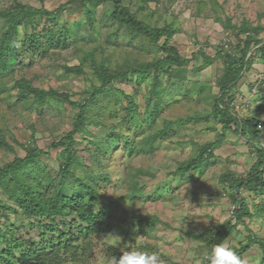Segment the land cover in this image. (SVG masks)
Segmentation results:
<instances>
[{
    "label": "rangeland",
    "instance_id": "obj_1",
    "mask_svg": "<svg viewBox=\"0 0 264 264\" xmlns=\"http://www.w3.org/2000/svg\"><path fill=\"white\" fill-rule=\"evenodd\" d=\"M121 3L150 28L170 26L175 34L169 44L187 62L172 67L170 73L161 72L158 89L162 100L158 111L154 110V99L149 93L151 75L146 79L132 76L116 80L109 85L107 94L87 104L85 124L74 137L83 168L74 173L89 178L102 198L115 202L117 213L110 228L100 239L93 240L87 258L85 254L82 260L66 257L61 264H108L110 257L132 250L155 253L159 264H207L206 243L183 234L215 233L232 217L228 184L222 186L220 179L229 172L246 176L260 158L255 145L264 149V53L256 51L251 43L249 67L241 72L232 93L235 104L249 102L236 115L259 120L261 135L257 142H247L233 125L222 130L213 117L212 104L220 93L224 69L216 54L222 50L241 56L240 49L247 40L238 33L243 26L261 29L258 37L264 43V0ZM16 4L59 12L55 19L35 17L28 29L19 28L20 38L10 44L5 63L8 68L0 72V138L10 149L0 147V167L23 158L26 148L36 146L48 152L40 163L54 174L59 168L61 149L49 146L73 129L79 105L85 104L99 86L96 71H115L161 58L164 54L159 47L164 38L153 44L145 37L129 34L109 18L113 5L107 1L83 4L75 0H0V12L9 11ZM87 8L90 17L85 12ZM48 27L54 36H59L57 46L44 40L43 47L33 54L22 52L27 48L24 38ZM5 30V20H0V37ZM205 58L210 61L207 63ZM68 67H77L81 72L68 73ZM23 80L59 95L48 98L42 106L35 104L32 95L21 99L17 83ZM126 98L137 105L135 114L127 111ZM164 130L167 136L154 140ZM206 144L211 145L212 158L200 169L184 177L176 176L177 167L196 157ZM99 176L106 179L99 180ZM55 179L65 196L81 192L72 179ZM240 195L251 217L244 218L224 243L245 264H262L257 245L248 250L242 247L248 230L264 240V215L256 210V206L264 204V190H243ZM8 204L0 192V211L7 216L0 222V251L10 243L6 233L14 221L11 210L2 211ZM139 216L155 217L161 224L153 223L143 229L135 220ZM29 245L30 240L23 239L22 248Z\"/></svg>",
    "mask_w": 264,
    "mask_h": 264
},
{
    "label": "trees",
    "instance_id": "obj_2",
    "mask_svg": "<svg viewBox=\"0 0 264 264\" xmlns=\"http://www.w3.org/2000/svg\"><path fill=\"white\" fill-rule=\"evenodd\" d=\"M75 1H80L83 4L111 2L113 11L109 18L129 34L145 37L153 44L159 43L164 38L159 47L164 55L152 62L134 64L124 69L96 71L99 86L95 87L85 104L79 105L73 129L60 141L53 142L49 146L50 149H61L59 168L56 173L52 174L47 167L41 165L40 159L48 156V152H44L36 146L26 148V155L23 158L14 159L0 167V192L9 203L3 207L2 211L11 210L14 217L13 224L6 233L10 237V243L5 250L0 251V264H61L66 257L69 259L77 257V260H82L83 254H85V258L89 256L93 240L100 239L115 219L117 204L102 198L89 178L76 176L74 173L75 169L83 168L79 157H77L74 137L85 124L87 104H93L97 96L107 94L110 91L109 85L116 80H124L132 76L146 79L151 75L152 86L149 93L154 99L153 108L158 111L162 100L158 89L161 72L170 73L172 67H180L187 62L169 44L175 34L170 26L156 29L146 26L122 5L121 0ZM58 12L36 9L23 4H16L9 11L0 12V20H5L6 24V30L0 37V72L8 68L5 63L9 56L10 44L14 39L20 38L19 28L28 29L37 16L55 19ZM85 12L90 17L88 8L85 9ZM259 30L261 29L250 25L239 28L238 33H242L247 39L243 48L240 49L241 56L239 58L224 53L222 50L216 54L224 69L219 83L220 93L212 104L213 117L216 122L222 125V130L230 129L233 125L234 131L239 132L247 142L259 140L261 135V130L258 129L259 120L255 117L242 118L236 115L233 111L234 107L231 106L234 100L232 93L241 72L246 71L249 67L250 58L247 54L251 43L254 44L256 51L264 53V43L258 37ZM44 40H48L49 44L54 46L59 44V36H54L53 29L48 27L38 34L33 32L24 38L23 43L27 44V48L22 52L33 54L43 47ZM205 61L208 63L210 59L205 58ZM65 71L68 73L81 72L77 67H68ZM17 86L21 99L32 95L38 106H42L48 98L59 95L54 90L35 88L24 80L17 83ZM126 99L128 101L127 111L130 114H135L137 105L132 99ZM167 133L166 130L159 131L154 140H163ZM150 142H153V139ZM0 147L10 149L9 144L3 138H0ZM210 149L211 145L209 144L202 146L199 154L181 163L174 174L184 177V175L200 169L206 160L212 158ZM255 150L260 158L246 176H236L229 172L220 179L222 186L228 184L230 201L234 206L232 217L219 225L215 233L196 236L191 232H185L183 235L186 238L206 243V247L210 251L214 245L226 241L235 233L238 224L244 218L251 217L240 194L243 190L250 193L264 190V149H259L258 145H255ZM55 177L72 179L81 192L65 196L62 193V187L57 186ZM99 178V180L106 179L105 176H99ZM97 198L100 199V202L97 201ZM256 210L259 214L264 215V204L256 206ZM1 220H7V216L0 211V222ZM135 220L143 229L146 225L153 223L161 224L155 217L139 216L135 217ZM1 228L3 226L0 223ZM248 233L247 241L242 247L243 250L257 245L261 249L262 264H264V240L254 237L250 230ZM23 239L30 240L29 247L22 248ZM16 252L19 253L18 256Z\"/></svg>",
    "mask_w": 264,
    "mask_h": 264
},
{
    "label": "clouds",
    "instance_id": "obj_3",
    "mask_svg": "<svg viewBox=\"0 0 264 264\" xmlns=\"http://www.w3.org/2000/svg\"><path fill=\"white\" fill-rule=\"evenodd\" d=\"M205 260L207 264H245V261L224 242L214 245ZM108 264H159V257L155 253L132 250L123 252L119 257H110Z\"/></svg>",
    "mask_w": 264,
    "mask_h": 264
},
{
    "label": "built area",
    "instance_id": "obj_4",
    "mask_svg": "<svg viewBox=\"0 0 264 264\" xmlns=\"http://www.w3.org/2000/svg\"><path fill=\"white\" fill-rule=\"evenodd\" d=\"M233 107H234V112L235 113H240L242 112L243 108L246 106L249 105V102L248 101H243L241 104H235L234 102H232L231 104ZM258 129L261 130V125L258 126ZM233 210H234V206L232 207Z\"/></svg>",
    "mask_w": 264,
    "mask_h": 264
}]
</instances>
